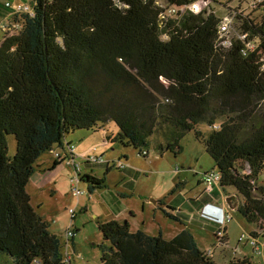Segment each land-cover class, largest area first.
<instances>
[{
	"label": "trees",
	"instance_id": "16d2710c",
	"mask_svg": "<svg viewBox=\"0 0 264 264\" xmlns=\"http://www.w3.org/2000/svg\"><path fill=\"white\" fill-rule=\"evenodd\" d=\"M191 2L31 0L29 12L14 10L5 17V29L0 27V257L8 264L72 263L27 188L44 155L61 149L64 155L57 153L55 164L74 163L68 136L78 130L85 136L103 132L106 144L137 150L144 159L152 147L160 156L180 155L182 140L194 131L215 163L220 190L234 189L235 211L264 233L263 8L233 17L224 34L225 15L214 9L193 12L187 8ZM172 8L177 13H169ZM110 122L117 130L111 135ZM200 125L212 131L202 135ZM117 162L126 168L122 158ZM105 176L83 175L79 183L93 194L109 188ZM175 211L168 206L164 214L180 222ZM184 226L166 239L161 232L133 230L129 221L99 222L100 264H223L216 248L202 249ZM219 237L216 232V241Z\"/></svg>",
	"mask_w": 264,
	"mask_h": 264
},
{
	"label": "rangeland",
	"instance_id": "374dc122",
	"mask_svg": "<svg viewBox=\"0 0 264 264\" xmlns=\"http://www.w3.org/2000/svg\"><path fill=\"white\" fill-rule=\"evenodd\" d=\"M7 2L13 4V7L7 8ZM18 5L31 6V0H0L1 28L5 29L6 23L3 20ZM214 8L217 15L222 17L226 14L227 10L223 7ZM3 34L0 31V41ZM106 130L110 135L114 134L117 131L115 123L110 122ZM198 130L204 136L212 131L207 125H200ZM83 133L78 130L68 136L69 140L74 141L73 145L77 150H74L73 164L68 160L55 164L60 160L57 153L64 155L61 149L44 155L39 161L46 162L43 185L39 187L31 180L27 188L33 207L47 221L50 230L61 237L63 252L66 259L71 258V264H100L101 253L98 246L103 242V235L99 231V222L105 221H129L133 230L141 229L150 235L161 232L166 239H172L187 225L201 247L210 246L211 228L220 227L224 234L227 225L229 248L245 251L256 264H264V246L261 252H255L250 239L239 241L242 234L250 238L249 231H259L257 225L248 223L229 206L232 220H226L223 208H220L217 200L213 199L214 202L207 206L206 203L196 202L200 196L199 184L203 182V175L217 170L214 161L206 152L205 145L198 141L194 131L182 140L183 151L180 155L166 153L160 156L152 147L146 159L139 156L137 150L106 144L103 132L87 135L91 138H85ZM95 145L97 147L94 151ZM16 148V139L11 136V155L15 154ZM123 153L127 154L121 156ZM87 155H103V161L90 163ZM124 156L129 157V160H125ZM54 158L56 160L53 162ZM119 158L124 161L125 169L117 162ZM114 161L117 164L113 166ZM107 167L110 168L108 172ZM92 173L93 176L106 174V185L109 188L90 194L87 184L79 183V179ZM260 182H264V173ZM231 195H236L234 189L226 190L221 197L227 201ZM231 199L235 204L236 200ZM168 206L176 210L171 213L180 222L165 216L164 211ZM213 210L216 211V216ZM68 232L75 233L74 239ZM261 236L264 243V233ZM71 241L75 245H71ZM0 264H8L6 258L0 257Z\"/></svg>",
	"mask_w": 264,
	"mask_h": 264
},
{
	"label": "built area",
	"instance_id": "2783aa9c",
	"mask_svg": "<svg viewBox=\"0 0 264 264\" xmlns=\"http://www.w3.org/2000/svg\"><path fill=\"white\" fill-rule=\"evenodd\" d=\"M194 2H191V4L189 6H187L188 9H190L193 12L199 13L204 9H214V11L216 10V8H214V6H218V7H223L222 5H220V3L217 4V2L219 0H193ZM220 2V1H219ZM226 6L223 7L224 9H226V14L224 16L223 22L221 24L220 30L222 33L227 34L229 32V30L231 29L232 23L234 21V18L236 15L242 13V12H249L250 10L252 11L253 9H258L259 7L263 8V12H264V0H227L225 2ZM7 6H10L9 4H7ZM204 7V8H202ZM30 8L29 7H24V6H17L15 8V12L19 13V12H29ZM178 9L177 8H172L170 9L168 12L171 14H175L177 13ZM225 44H228V41L225 42ZM96 148H94L93 150L95 151ZM87 159L88 162L90 163H96L98 161H103V159L101 158V156H97V155H87ZM73 164V163H70ZM76 171L77 168H76ZM77 179H79L77 177ZM203 183L206 186V191L207 192H211L213 191L215 188H219V174L217 171H213L212 173H205L203 175ZM211 195V194H210ZM226 220H230L231 219V214L229 213V211L226 213L225 215ZM71 233V237L73 236L72 232H68V235ZM219 237V239H222L224 234L222 230H219V232L217 233ZM246 239H250V243L252 245V247L254 248H259V244L255 239H251L248 238L246 235H242L240 237V241H244ZM221 242V240L219 241ZM212 250H210L208 252V255L212 256Z\"/></svg>",
	"mask_w": 264,
	"mask_h": 264
},
{
	"label": "crops",
	"instance_id": "0c3cea01",
	"mask_svg": "<svg viewBox=\"0 0 264 264\" xmlns=\"http://www.w3.org/2000/svg\"><path fill=\"white\" fill-rule=\"evenodd\" d=\"M80 137H83V136H80ZM85 138H91L90 136H85ZM74 143V141H72ZM75 147V146H74ZM95 148L97 147V145L94 146ZM74 150H76V147L74 148ZM77 152V150H76ZM102 156V155H101ZM103 157V156H102ZM56 159L54 158L53 159V162L55 161ZM40 168H39V171L32 177V181L35 182L39 187H41L43 185V182L45 180L44 175H45V170H46V162H39L38 163ZM92 175H94L92 173ZM103 174H97L96 176H102ZM31 182V181H30ZM199 186H201V191L199 192L200 193V196L198 198V200L196 202H199L201 204H205L206 203V206L208 204H212L214 202V200H217L219 202V206L220 208H223L225 209L226 206V202L225 200L223 199V197H221V194L222 192L220 191V189L218 188H215L213 191H211L210 193L206 191V186L203 182H201L199 184ZM211 194V195H210ZM211 196V198H210ZM229 198H233L234 200H236L235 202L238 203V200L235 198V195H231ZM214 199V200H213ZM156 202H160V201H156ZM160 205V203H159ZM158 206V205H157ZM172 206V205H170ZM159 207V206H158ZM224 212V210H223ZM213 213L214 215L216 216V211L213 210ZM232 220V219H231ZM229 220V221H231ZM209 228V227H207ZM220 230V227L218 228H211L209 231H211L210 233V237L212 239V242L210 243V246L208 247H201L202 249H206V250H209V249H215V256H216V259L223 263V264H228L229 262L231 261H237V260H246L252 264H256L253 259L251 258V256L249 254H247L245 251H236V250H231L229 248V234L227 232L228 230V227L226 225V240L225 242H219L218 240L216 241V232ZM252 234H256V238L254 237H250L251 239H255L258 244H259V250H255L253 249V251L255 252H261L262 251V247L264 246V243L262 242L261 240V233L257 230H251L249 231V235L251 236ZM198 241V240H197ZM199 243V241H198ZM216 243V245H215ZM200 244V243H199ZM215 245V246H214ZM231 250V251H230Z\"/></svg>",
	"mask_w": 264,
	"mask_h": 264
},
{
	"label": "water",
	"instance_id": "95a60500",
	"mask_svg": "<svg viewBox=\"0 0 264 264\" xmlns=\"http://www.w3.org/2000/svg\"><path fill=\"white\" fill-rule=\"evenodd\" d=\"M235 198L239 200L238 196H235ZM226 202L230 206L231 210L235 211L238 209V203L233 204L231 198H228Z\"/></svg>",
	"mask_w": 264,
	"mask_h": 264
},
{
	"label": "clouds",
	"instance_id": "9594fccd",
	"mask_svg": "<svg viewBox=\"0 0 264 264\" xmlns=\"http://www.w3.org/2000/svg\"><path fill=\"white\" fill-rule=\"evenodd\" d=\"M217 172H218V171H217ZM218 189H220V188H218ZM220 191H221V190H220ZM221 192H222V191H221ZM222 193H223V192H222ZM235 196H236V195H235ZM225 202H226V200H225ZM238 205H239V200H238ZM226 206H227V207H225V209H223V210H224V217H225L226 213L230 210V209H229L230 206L227 204V202H226ZM228 206H229V207H228ZM230 211H231V210H230ZM230 211H229V213L231 214ZM232 211H233V210H232ZM225 219H226V218H225ZM231 219H232V215H231ZM231 219H230V220H231Z\"/></svg>",
	"mask_w": 264,
	"mask_h": 264
}]
</instances>
